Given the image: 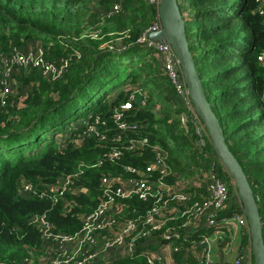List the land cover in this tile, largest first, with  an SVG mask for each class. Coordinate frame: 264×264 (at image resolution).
<instances>
[{"label": "trees", "instance_id": "obj_1", "mask_svg": "<svg viewBox=\"0 0 264 264\" xmlns=\"http://www.w3.org/2000/svg\"><path fill=\"white\" fill-rule=\"evenodd\" d=\"M115 1L118 9L112 11ZM257 4L258 0H177L204 93L252 188L264 242V66L256 59L264 44V12L256 10ZM156 11V1L151 0H0V54L38 40L46 58L67 60L55 79L35 68L18 69L11 78L12 84L17 82L16 93L0 103L1 264H38L45 257L41 221L49 232L77 231L79 214L89 212L98 201L100 175L149 158L148 151L135 156L124 150L119 158L107 160L103 153L109 143L96 135L79 138L85 121L94 115L103 121L99 129L111 136L115 132L112 111L133 90L135 98L124 113L127 120L140 126L128 135H145L149 143L164 147L167 165L189 181L182 189L189 196L177 203L173 218L158 230L142 223L152 198L141 200L132 195L124 199L119 216L136 222L137 251L104 264H146L138 245L147 236L162 240V230L181 232L190 221H201L213 208H205L198 219H192L191 205L207 197L209 173L219 177L227 191L214 218H230L240 212L232 181L207 134L199 144L190 123L187 131L181 126L179 95L162 72L153 47L137 40L153 26L158 27ZM127 64H135L138 72L134 76L127 75ZM122 69L126 70L122 85L130 87L118 88L105 101L107 90L97 94L93 87ZM81 117L85 118L77 125L69 124ZM56 131L61 135L58 141ZM66 174L72 180V190L53 199L37 194L59 184ZM22 182H29L35 193L23 195L19 189ZM238 226V238L229 224L222 236L213 240L216 249L210 253V264H231L230 254L221 259L224 250L234 251L235 257L242 254L243 246H249L246 225ZM212 230L214 227H200L190 235H210ZM171 260L173 264H203V257L187 242L173 252Z\"/></svg>", "mask_w": 264, "mask_h": 264}, {"label": "built area", "instance_id": "obj_2", "mask_svg": "<svg viewBox=\"0 0 264 264\" xmlns=\"http://www.w3.org/2000/svg\"><path fill=\"white\" fill-rule=\"evenodd\" d=\"M156 1L157 0H151ZM118 9V1L112 6V11ZM256 10L264 12V0H258ZM156 28V27H152ZM159 54L160 67L162 72L170 81L171 86L181 99L183 110L179 113L178 119L181 126L187 131V123L198 136V143H203L205 128L194 112L190 100L185 91V85L180 74L179 64L173 56L169 43L165 40L150 41L139 38ZM30 49L12 47L10 51L0 54V103L4 104L11 88V74L18 69L35 68L50 79L59 77L64 71L67 60L61 58L58 62L45 57L40 44L33 45ZM25 48V47H24ZM264 66V44L256 55ZM44 72V73H43ZM264 99V88H263ZM135 98V91L128 93L127 99L119 104L118 108L112 111L115 132L108 136L105 131L99 129L98 115L91 120L85 121L79 138L89 135H96L100 141H104L107 150L103 158L115 160L120 157L124 150L135 156L148 151L149 158H144L143 163H124L123 172L102 173L99 177V198L95 206L87 213L79 214L81 225L77 231L71 234L47 231V224L41 221L42 235L45 239V257L47 264H104L120 257H131L137 251L134 232L136 222L130 218L119 216L123 209L124 199L136 195L139 199L152 198L151 205L146 210L142 220L143 224L151 230H158L166 221L173 218V212L178 210L177 203L188 198L189 193L182 189L189 183L178 177L166 163V149L159 143H149L147 136L137 137L128 135V132H135L140 126L136 121H129L125 118L124 111L131 107ZM143 102V100L141 101ZM127 133V136L124 135ZM78 138V137H77ZM102 161V159H100ZM100 161V162H101ZM93 165V164H91ZM207 181V197L201 202H193L191 205L192 219H198L203 210L207 207L213 210L204 215V218L197 221H190L184 226V230L174 231L165 229L160 232L162 240L155 237L148 238V230L144 231L147 240L139 243V254L146 264H173L171 256L184 242H187L196 253L203 257V264H210L211 239L216 240L222 236L224 228L229 225L227 219H232L237 225H246L245 217L241 213H234L230 218H214L215 209L223 205L227 191L225 183L214 173H209ZM72 180L66 174L59 180V184L48 186V190L38 191V195L50 196L53 199L66 189H70ZM196 184V182H192ZM21 193L29 191V195L35 193V188L29 182H22L19 186ZM23 194V193H22ZM184 209L183 211H185ZM32 221L35 220L33 217ZM40 222V219H39ZM200 227H214L212 233H202L200 237H192L191 232ZM59 248H61L59 250ZM136 249V250H135ZM242 254L235 256L231 264H251V253L249 246H243ZM171 254L166 257L165 254ZM1 264V262H0Z\"/></svg>", "mask_w": 264, "mask_h": 264}, {"label": "water", "instance_id": "obj_3", "mask_svg": "<svg viewBox=\"0 0 264 264\" xmlns=\"http://www.w3.org/2000/svg\"><path fill=\"white\" fill-rule=\"evenodd\" d=\"M158 27L148 31L147 40H165L179 64L180 74L192 108L202 122L211 148L230 177L234 192L240 201V211L245 217L251 264H264L262 225L252 188L237 158L229 149L223 128L204 93L194 59L188 47L184 20L177 0H157Z\"/></svg>", "mask_w": 264, "mask_h": 264}, {"label": "rangeland", "instance_id": "obj_4", "mask_svg": "<svg viewBox=\"0 0 264 264\" xmlns=\"http://www.w3.org/2000/svg\"><path fill=\"white\" fill-rule=\"evenodd\" d=\"M37 44H39V41H38V40H35L34 42H28L27 45H26V47L23 48V49H30V48H33L32 46H33V45H37ZM154 55H155L156 59L158 60V62L160 63V60H159V54H158V53H157V54L154 53ZM147 58H148V57H147ZM149 58H150V57H149ZM39 72H40V71H39ZM137 72H138V70H137V68L135 67V64H134V65H132V64H127V75L134 76V74H136ZM43 73H44V72H43ZM125 73H126V70H125V69H122V70L119 71L118 74H116V75H114V76H112V77H109V78L102 79L101 81H99V82L93 87V88L95 89V92L99 91V92L97 93V94H99V93L102 92V90L106 89V90H107V92L105 93V96H106V97L104 98V100L106 101L108 98L112 97V96L115 94V92L118 90V88H120V87H122V86H127V87L129 86V87H130V85H129L128 83L122 85V83H123L124 80H125V77H124ZM40 74H42V73L40 72ZM44 74H45V73H44ZM44 74H42V75H44ZM13 75H14V74L12 73V74H11V78H12V79H13V77H14ZM44 76H45V75H44ZM45 77H47V76H45ZM169 82H170V81H169ZM133 83H134V82H133ZM133 83H132V84H133ZM136 83H137V82H136ZM163 84H164V83H163ZM15 85H17V82L11 84V88H10L8 94H10V95H14V94L16 93ZM135 85H136V84H133L132 87H136ZM164 85H165V84H164ZM23 89L26 90L25 87H24ZM97 94H95V96H96ZM84 118H85V117H81V118H79V120H71V121L69 122V124H71V125H77L78 123H80L81 121H83ZM262 127L264 128V121H263V125H262ZM55 138H56L57 141L61 138L60 131H56V133H55ZM28 151H30V150H28ZM31 151H34V150H31ZM22 193H23V195H25V196H28V195H29V191H23ZM30 218L32 219L33 216H31ZM233 221H234V220H233ZM233 221H232V222H233ZM234 223H236V222H234ZM60 249H61V248H59V250H60ZM228 251H229L228 248L225 249V250H224V255H227ZM233 258H234V255H233V256L230 255V259H233ZM45 260H47L46 257H44L43 259H39L37 262H38V264H43Z\"/></svg>", "mask_w": 264, "mask_h": 264}, {"label": "crops", "instance_id": "obj_5", "mask_svg": "<svg viewBox=\"0 0 264 264\" xmlns=\"http://www.w3.org/2000/svg\"><path fill=\"white\" fill-rule=\"evenodd\" d=\"M227 220L229 221V224H231V226H232V231H233V234H234L235 238H238L240 227L236 223H234V221L232 219H227ZM211 246L213 248V249H211V251L213 252L216 249V247L214 246V241L212 239H211ZM227 254H230L231 256H233L234 251H231V253L229 252ZM165 256L168 257V256H171V254L166 253ZM227 258L230 260V256L227 257ZM221 259L222 260H226V255H224V257L221 258Z\"/></svg>", "mask_w": 264, "mask_h": 264}, {"label": "bare ground", "instance_id": "obj_6", "mask_svg": "<svg viewBox=\"0 0 264 264\" xmlns=\"http://www.w3.org/2000/svg\"><path fill=\"white\" fill-rule=\"evenodd\" d=\"M148 31H150V30H148ZM148 33V32H147ZM146 33V34H147ZM141 38H143V39H147V35H143Z\"/></svg>", "mask_w": 264, "mask_h": 264}]
</instances>
